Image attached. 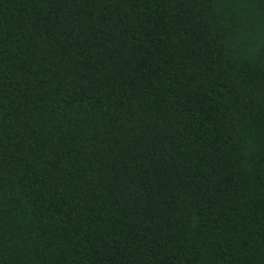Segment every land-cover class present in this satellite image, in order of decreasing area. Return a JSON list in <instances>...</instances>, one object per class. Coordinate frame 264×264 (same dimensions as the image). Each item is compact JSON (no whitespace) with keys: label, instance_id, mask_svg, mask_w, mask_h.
Here are the masks:
<instances>
[{"label":"trees","instance_id":"obj_1","mask_svg":"<svg viewBox=\"0 0 264 264\" xmlns=\"http://www.w3.org/2000/svg\"><path fill=\"white\" fill-rule=\"evenodd\" d=\"M0 264H264V0H0Z\"/></svg>","mask_w":264,"mask_h":264}]
</instances>
